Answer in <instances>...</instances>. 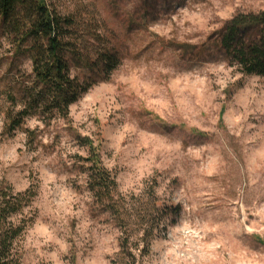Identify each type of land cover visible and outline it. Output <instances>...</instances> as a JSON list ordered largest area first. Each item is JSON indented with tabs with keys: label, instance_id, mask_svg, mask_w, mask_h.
I'll return each instance as SVG.
<instances>
[{
	"label": "rangeland",
	"instance_id": "rangeland-1",
	"mask_svg": "<svg viewBox=\"0 0 264 264\" xmlns=\"http://www.w3.org/2000/svg\"><path fill=\"white\" fill-rule=\"evenodd\" d=\"M50 4L119 64L66 120L36 114L10 131L8 97L27 86L31 63L0 17V182L27 200L12 218L24 223L13 264H111L118 251V232L91 210L74 163L84 155L77 134L100 146L123 195L156 183L168 212L146 264H264V78L239 73L218 51L200 62L183 54L235 13L264 11V0Z\"/></svg>",
	"mask_w": 264,
	"mask_h": 264
},
{
	"label": "trees",
	"instance_id": "trees-1",
	"mask_svg": "<svg viewBox=\"0 0 264 264\" xmlns=\"http://www.w3.org/2000/svg\"><path fill=\"white\" fill-rule=\"evenodd\" d=\"M0 17L16 51L22 50L31 63L27 86L8 97L11 107L5 120L10 131L36 114L66 120L69 107L119 64L114 49L94 48L78 38L74 20L56 12L50 0H0ZM91 39L99 41L98 36ZM215 51L239 73L264 78V11L235 13L214 37L185 48L183 54L200 62ZM73 67L82 74L71 75ZM18 101L21 108L16 111ZM73 137L84 153L74 163L83 173L91 210L118 232V251L111 264H146L154 233L168 212L156 194V183L139 194L123 195L115 176L103 165L100 146L89 137ZM26 201L25 194L14 193L11 186L0 182V264H13L14 244L23 234L24 223L15 224L12 218Z\"/></svg>",
	"mask_w": 264,
	"mask_h": 264
}]
</instances>
